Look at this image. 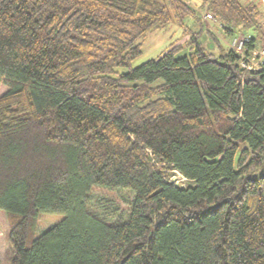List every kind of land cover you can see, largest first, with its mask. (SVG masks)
<instances>
[{
    "label": "trees",
    "instance_id": "16d2710c",
    "mask_svg": "<svg viewBox=\"0 0 264 264\" xmlns=\"http://www.w3.org/2000/svg\"><path fill=\"white\" fill-rule=\"evenodd\" d=\"M1 208L11 264H264V0H0Z\"/></svg>",
    "mask_w": 264,
    "mask_h": 264
},
{
    "label": "rangeland",
    "instance_id": "374dc122",
    "mask_svg": "<svg viewBox=\"0 0 264 264\" xmlns=\"http://www.w3.org/2000/svg\"><path fill=\"white\" fill-rule=\"evenodd\" d=\"M197 8L205 24L214 29V31L221 38L225 46L231 48L233 38H231L232 36L223 34L221 30L222 24L220 23V21L215 16H213V18H208L207 17L208 13H205L204 9L201 8L199 5L197 6ZM187 37L188 36L183 37V28L176 22H170L162 27H154L150 29L147 32L146 36L141 40L143 45V52L141 55H139L137 58L133 60L132 66L137 67L150 59L159 57L160 54L167 48L171 47V45L174 44L175 41H178L181 44H183L187 39ZM203 38L207 39V34H205ZM208 41L210 42V38L204 41L205 46L208 45ZM210 45L212 46V44ZM188 52H189V48L183 46V48L180 49V51L178 52V55H183ZM176 177H177L176 179L179 178L180 182L186 183V179L182 178L179 174H177ZM105 193H107L110 196H114L118 200L122 201L121 192H105ZM124 193L125 195L130 197V193L123 192V194ZM123 205L125 206V204ZM64 216L65 215L62 213L41 212L36 225L32 226L29 231L28 243L30 244L31 240L34 237L41 234L52 224L63 219ZM19 218L20 215L18 213L10 212L2 208L0 209V225L4 232V250L2 254H0V264H11L14 251L10 239V233H11L12 225Z\"/></svg>",
    "mask_w": 264,
    "mask_h": 264
},
{
    "label": "built area",
    "instance_id": "2783aa9c",
    "mask_svg": "<svg viewBox=\"0 0 264 264\" xmlns=\"http://www.w3.org/2000/svg\"><path fill=\"white\" fill-rule=\"evenodd\" d=\"M208 18H213V15L208 13L207 14ZM249 40L248 37H243L242 39H240L239 37H234L232 40V46L233 48H235L236 51H238L240 54L243 55V57H245V50H246V45L245 43ZM255 61L254 57H252V59H243L242 64L244 66H246L247 68H253L255 66H258V63L252 62Z\"/></svg>",
    "mask_w": 264,
    "mask_h": 264
},
{
    "label": "bare ground",
    "instance_id": "6f19581e",
    "mask_svg": "<svg viewBox=\"0 0 264 264\" xmlns=\"http://www.w3.org/2000/svg\"><path fill=\"white\" fill-rule=\"evenodd\" d=\"M231 46V45H230Z\"/></svg>",
    "mask_w": 264,
    "mask_h": 264
}]
</instances>
